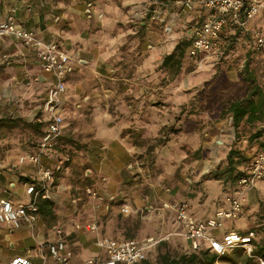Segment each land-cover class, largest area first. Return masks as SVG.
<instances>
[{"label":"crops","instance_id":"crops-1","mask_svg":"<svg viewBox=\"0 0 264 264\" xmlns=\"http://www.w3.org/2000/svg\"><path fill=\"white\" fill-rule=\"evenodd\" d=\"M149 9V0H0V22L13 15L46 41L58 42L73 58L74 72L67 78L61 106V139L74 149L73 160L69 167H59L65 155L58 147L46 152L42 161L48 167L74 174L78 182L73 188L65 183L57 186L56 182L48 199L51 204L38 214L36 236L26 226L11 229L0 223V264H10L16 256L40 261V242L49 243L60 237L55 228L63 231L62 237L76 263L102 255L98 241L104 239L146 240L171 235L168 241L189 248L176 235L182 230L176 206L188 202L189 212L198 220L211 218L220 208L228 207L224 197L234 184L205 178L212 164L209 161L194 159L186 165L185 171L191 170L193 180L177 178L175 175L182 174V169L179 171L172 162L169 168L156 173V179L147 188L146 182L139 181V174L148 170L144 160L150 139L157 138L171 124L166 106L148 102L150 82L158 77L164 58L182 41L189 42L186 24L201 21L199 11L189 18L183 13L168 15V11L167 25L173 29L164 32L158 28L163 29V24L148 18ZM261 17L251 21L241 36H236L234 26H228L222 46L233 39L241 42L244 37H252L256 31L254 24ZM189 46L190 42L187 49ZM53 82V76L43 71L36 48L12 37H0V119L18 120L14 130L21 126L30 130L29 137L18 139L20 147L0 153V195L15 201L25 200V184L37 179L35 167L20 163L19 157L38 151L43 134L39 139L31 136L35 129L28 124H44L40 126L44 133L48 118L41 105ZM170 89L174 102L167 109H178L184 98L177 92V84ZM173 136L180 142L186 139L175 133ZM186 141L191 142L189 138ZM193 143L198 144L199 140ZM195 150L196 146L190 151L193 154ZM182 154L179 149L171 157L181 159ZM183 155L189 156L186 152ZM207 163L210 167L205 170ZM84 173L88 178L86 185L81 180ZM90 184L95 186L98 198H80L79 191ZM224 185H228L225 190ZM257 190L258 186L248 195L252 197L244 204L241 217L249 212V205L254 203L249 201L256 200ZM44 201L47 200L40 202ZM123 208L127 212H122ZM252 215L249 212V220L242 221L238 228L225 225V229L241 234L255 230ZM93 223L98 228L89 230L87 225ZM29 240L34 242L33 246L23 249L22 243Z\"/></svg>","mask_w":264,"mask_h":264},{"label":"built area","instance_id":"built-area-1","mask_svg":"<svg viewBox=\"0 0 264 264\" xmlns=\"http://www.w3.org/2000/svg\"><path fill=\"white\" fill-rule=\"evenodd\" d=\"M152 12L151 21H158L165 25V31L171 32L172 26L167 25L165 9L158 0H149ZM183 13L189 15L200 12L201 21L186 24V38L190 42L188 56L194 60L197 67L202 68L207 60H219L223 55L222 41L228 26L247 29L249 23L264 13V2L261 0H184ZM254 43L258 49H264V34L259 30L254 32ZM0 37H12L25 45L36 48V56L44 72L54 78L53 86L49 89L41 111L48 118L46 129L35 153L24 154L19 157L20 163H30L37 171L35 182L25 184V200L15 201L12 197L0 195V223L11 229H20L26 226L32 235H37L36 228L40 201L48 200L52 196V188L56 185L58 169L46 166L42 156L49 151H55L64 134V115L61 111L63 96L67 91L66 81L74 72L73 58L55 41H46L35 31L25 28L15 16L10 15L0 22ZM217 58V59H214ZM71 158L65 155L60 159L61 167L70 162ZM264 181V147L257 150L251 158L246 174L235 184L234 190L224 197L226 208H220L215 215L206 220H198L189 212L187 203L176 206L177 220L182 224V230L176 233L182 237L191 250H199L208 246L217 255H226L236 248H243L246 255L255 258L257 264H264V256L255 255V232L241 234L236 230H226L225 221L238 219L244 211L246 196L254 190L259 182ZM87 193L98 198V192L88 187ZM122 212H127L126 208ZM89 230L98 228L96 223L88 224ZM60 236L49 243L40 242L41 259L39 262L27 256H16L10 264H140L146 260L149 252L160 243L168 241L171 235L160 238L139 239H104L98 241L103 253L100 256L90 257L81 263H76L60 228H55Z\"/></svg>","mask_w":264,"mask_h":264},{"label":"rangeland","instance_id":"rangeland-1","mask_svg":"<svg viewBox=\"0 0 264 264\" xmlns=\"http://www.w3.org/2000/svg\"><path fill=\"white\" fill-rule=\"evenodd\" d=\"M261 1L264 2V0ZM183 15L187 14L183 13ZM262 15L263 17L257 20L254 25L256 26V31L260 30L264 34V13ZM187 16V18H189V15ZM163 26V29L160 27L158 28L159 30H164L165 32V25ZM139 35L141 36V33ZM235 46L236 48L234 51L229 53V56L226 59L220 58L219 60L214 61L209 59L204 62V66L202 68L197 67L194 60L188 58H184L182 60V66L178 72H176V69H166L163 70V72V67L161 66L157 71L158 77H156L155 80H151L150 91L146 94L148 102L154 106H166L165 110L171 115V124L163 128L160 134H157L159 135L157 138L150 139L151 144L148 147L147 155L144 160V167L148 168V170H144L143 174H139V181L143 180L146 182V188L156 179V173L160 171L163 172L165 167L169 168L170 163L172 162L176 163L175 168H179V171L182 169V174L179 175L177 173L175 175L177 178L182 177L183 181H185V179H188V181L190 179L193 180L191 170L190 172H187L185 169L186 165H190V163H193V160L195 159L192 154L193 151H190L193 150L195 146L197 149L202 147L203 150L201 153L202 159L199 161L204 160V162L209 161L212 163L211 167L209 163L205 165V170H208L210 167L209 172L223 169L227 166V154L232 147L239 150L241 156L245 158L246 162L242 165L244 168L249 166L251 158L254 156L255 152L264 147L260 144L261 141L250 143L249 138L251 131L249 129L241 128L240 131L236 133L228 116L224 114L231 101L241 99L247 94L248 84L243 81L241 72L244 70L248 62L250 63V68L254 70L264 86V49H258L254 43V39L249 36L242 38L241 42ZM250 48L255 50L256 53V56L253 58H249V56H247ZM174 84L178 85L179 89L177 92L182 93L181 97L184 99L181 100V103H178L180 104L178 109L169 110L167 107H171L170 102H174L172 101L174 93L170 89L174 86ZM178 98H180L179 95H177V99ZM172 125L179 129L176 133L177 136H182V139L189 138L191 142L186 141V139H184L185 141L183 142L177 140L178 137L173 136L174 133L171 131ZM260 128H264V126H261ZM29 131V128L26 126H21L20 129L16 130L10 129L8 126H0V153L1 151L7 152L9 150H14L16 147H20L21 141L18 142V139L27 136L29 137ZM42 134V130L40 129H35L34 132H31V136L34 135L38 139ZM33 138L32 140H35ZM174 140L176 141L172 142ZM198 140V144L193 143V141ZM66 143L60 144L59 149L60 152L62 151L63 155L69 156L72 161L74 149L67 146ZM172 146L174 149H171ZM179 149L183 151V154L184 152L188 153L189 156L186 157L182 154L181 159H173L171 156ZM71 161L66 163L64 167H69V165H71ZM64 170H66V168H64ZM209 172L205 175V178L214 179V175ZM57 173V186L65 183L68 188H73V186L78 183L72 173L67 174L66 171L61 169H58ZM87 179L88 178L84 173L81 179L82 185H86ZM81 180L79 181L81 182ZM225 184L231 185L230 182ZM257 186L259 190H257L256 200L253 199L249 201L254 203L249 205V209L247 208V211H249L250 214H253L252 217H254V220H252V222L255 226L259 227V225H262L257 229L255 241L256 243H263L264 181L259 182ZM87 187L95 188V186H92L91 184L85 186V189H81L79 191L80 198L83 196H90L86 191ZM227 187L228 185H224V190ZM234 188L235 184L233 190ZM254 190H251L249 194L253 193ZM226 191H228V189ZM251 197L252 196H246L245 203L248 201V198ZM74 202L77 201L74 200ZM249 212H247L244 217L226 220L225 225L228 228H238L241 226L242 221H247V219L249 220ZM33 244L34 242L29 240L27 242H23L21 246L25 249L27 246H33ZM184 245L185 244H176L174 241L170 240L165 246H162L151 253L150 257L155 261L157 255L161 252H165L167 249L185 251L187 246ZM237 249H239V252L241 253L240 257L235 255L234 250ZM234 250L228 253L229 256H233L235 259H238V264H245L247 255L244 249L236 248ZM219 264H221L220 260Z\"/></svg>","mask_w":264,"mask_h":264},{"label":"trees","instance_id":"trees-1","mask_svg":"<svg viewBox=\"0 0 264 264\" xmlns=\"http://www.w3.org/2000/svg\"><path fill=\"white\" fill-rule=\"evenodd\" d=\"M162 3L165 12H168V15H173L174 13H183V5L181 4L184 0H158ZM155 7H151L150 10H153ZM152 12L148 13V18L150 19ZM190 15V14H189ZM195 21L191 20L188 25H192ZM236 30V36H241L244 32L241 28L234 25ZM251 37V36H250ZM254 39V36L252 35ZM232 39V37H231ZM240 41L238 40H230L227 44H223V55L222 59H226L229 56V53L234 51L236 48L235 45L239 44ZM189 42L182 41L180 44L177 45L175 51L172 54L167 55L164 58L162 67L166 69H176V72L182 66V60L184 58H189L188 56V47ZM247 56L249 58H253L256 56L255 50H248ZM250 63L245 66L244 70L241 72V77L244 82L248 84L247 94L245 97L241 99H237L231 101L227 106L224 114L228 116L232 127L238 133L241 128H247L251 131V135L249 138L250 143L255 141H261L260 144L264 146V128H260L264 126V86L262 82L257 77L254 70L250 68ZM19 121L10 119V118H1L0 119V126H8L10 129H14L18 127ZM44 124L42 123H34L28 124L29 127L32 129H40V126ZM255 130V131H254ZM171 131L173 133H177L179 131L176 126L172 125ZM62 141V139H61ZM63 142V141H62ZM64 143V142H63ZM62 144V143H61ZM60 148V146H59ZM202 147L195 150L193 156L196 160H201L202 156ZM62 152V151H61ZM246 162L245 158L241 156L239 150L235 148H231L227 154V166L223 169H218L215 171L209 172L213 174V178L215 180H226V182H230L236 184L238 180L246 174V168L242 167L243 163ZM51 202L49 200L40 202V210L46 211L45 207L50 205ZM262 225H259L261 227ZM256 226L255 230H250L248 232H257L259 228ZM247 233V232H246ZM167 242L160 243L156 248H160L165 246ZM155 248V249H156ZM156 249V250H157ZM154 252V251H153ZM152 251L149 252L146 260L141 262L140 264H219V260L221 264H238V259H235L233 256L226 255H217L214 253L208 246H203L199 250H191L186 248L185 251H174L167 249L165 252H161L157 255L156 260L154 261L150 256ZM235 255L238 257L241 256L239 249L234 250ZM255 255L264 256V242L263 243H256L255 242ZM234 255V256H235ZM245 264H257L255 258L247 256L245 259Z\"/></svg>","mask_w":264,"mask_h":264}]
</instances>
